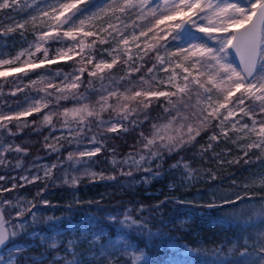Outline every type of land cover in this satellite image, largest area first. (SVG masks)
Here are the masks:
<instances>
[{
    "label": "snow or ice",
    "instance_id": "obj_1",
    "mask_svg": "<svg viewBox=\"0 0 264 264\" xmlns=\"http://www.w3.org/2000/svg\"><path fill=\"white\" fill-rule=\"evenodd\" d=\"M165 175L175 194L104 203ZM168 205L224 209L211 247L169 248L264 264V0H0V264H151Z\"/></svg>",
    "mask_w": 264,
    "mask_h": 264
},
{
    "label": "trees",
    "instance_id": "obj_2",
    "mask_svg": "<svg viewBox=\"0 0 264 264\" xmlns=\"http://www.w3.org/2000/svg\"><path fill=\"white\" fill-rule=\"evenodd\" d=\"M33 139L36 138L33 137ZM130 142L131 141H129V143ZM116 143L121 145V147L118 149L119 153H123L128 150L127 147L123 145L122 141H117ZM38 148L39 145L33 148L32 150L33 154L34 155L39 154L42 156L43 155L42 152L39 153L37 152ZM53 159H55V157H53ZM29 160H31V157H29ZM172 162H173L172 160L168 161V163H172ZM105 167L111 168V165H105ZM165 167H167V165ZM235 171L236 169L232 168L228 172H222L220 175L226 177L229 175V172H235ZM169 176L170 175H165L162 179L154 181L150 186H143V185L137 186L130 191H126L123 192L122 194L114 196L112 199H106L104 203L106 205H114L117 201L120 200L127 202V201H135L136 199H140L145 203H151L153 200L158 199L159 196L162 194H171L169 193V189L167 188V183H169L170 180ZM77 187L79 188V195L84 199L95 196L99 192L105 191V187L100 184L88 187L86 186L85 183H81ZM35 190H36L35 188L29 186L22 189L19 194L26 195L28 199H31ZM191 191L194 193L196 189L195 188L191 189ZM145 192H152L155 195L150 197L145 196ZM71 197H72V192L68 190V186L62 184L59 185L58 187L52 188L48 196L49 199L53 200L54 202H58L61 205L65 204L68 200H70ZM175 209L176 208H173V206L168 205L164 210V214H163L164 220H170L171 224L164 225L160 223L158 220L153 221V227L160 228L162 233H164V235H162L159 240L151 241L150 246L147 249L151 264H166L168 258L172 256L173 252L174 251L177 252L176 249H172L168 247L169 243H175L177 247H181L182 245L186 244L192 248H200L203 245L197 243V241L203 240L204 245L211 247V241L213 240L218 241L224 235V232L220 229V227L213 226L206 221V219L204 218V214L206 213V211H208V209H204V208L196 209L195 213H203L204 210L206 211L205 213H203V217L197 215L193 219L190 225H186V227H188L189 229L188 231L181 230L179 227H175V228L172 227V225L175 224L177 221ZM63 211H65V209L61 207L55 210V212L49 210L45 212L44 215L54 214L56 216H60ZM88 212H97V206L84 205L81 207H73L71 212V217L74 220L79 215ZM100 215L103 214L100 213ZM48 223H53V222H48ZM38 226L42 230H48V224L46 223H41ZM61 226L63 227V224ZM109 231L110 232L114 231V229L109 228ZM231 234H232L231 232H228L229 236ZM132 239L137 240V242L140 244L141 247L144 246L145 240L143 238L137 237L133 234ZM21 240H23V237L21 238ZM204 258H209V257L206 253L203 252L191 253L186 255L187 261L193 263H201L204 260Z\"/></svg>",
    "mask_w": 264,
    "mask_h": 264
},
{
    "label": "rangeland",
    "instance_id": "obj_3",
    "mask_svg": "<svg viewBox=\"0 0 264 264\" xmlns=\"http://www.w3.org/2000/svg\"><path fill=\"white\" fill-rule=\"evenodd\" d=\"M41 162L43 163V162H45V161H41ZM238 175H239V173H238ZM169 177H170L169 182H170L171 180L174 179V177L171 176V175H170ZM233 178H235V177H233ZM167 185H168V183H167ZM197 187H200V186L197 185ZM167 188H168V187H167ZM171 194H175V192H172ZM205 211H206V210H204L203 213H205ZM223 211H224V209H221V210H219V211H217V210H208V211H206V213L204 214V218L206 219V221H207L209 224H211V225H213V226H216V227H219L218 225H214L213 222H214L216 219H218V218L222 215ZM189 212H193V213H195V212H196V209H195V208H192L191 206H182V207H179V206H178V207L175 209L176 219H179V218H186ZM82 215H84V214L79 215V216H78L76 219H74L73 221H79V219H80V217H81ZM37 230L47 232V230H42L39 226H37ZM205 259H208V258H204V260H205ZM174 260H180V261H183V264H201V263L188 262L187 259H186V255H181L180 253L175 252V251L173 252L172 256L168 258L166 264H170V262H173Z\"/></svg>",
    "mask_w": 264,
    "mask_h": 264
}]
</instances>
